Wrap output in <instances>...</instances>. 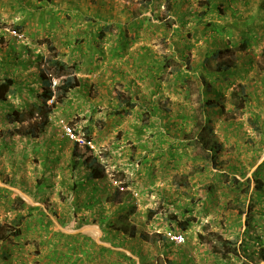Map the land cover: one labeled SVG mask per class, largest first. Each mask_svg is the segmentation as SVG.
<instances>
[{
    "label": "rangeland",
    "instance_id": "obj_1",
    "mask_svg": "<svg viewBox=\"0 0 264 264\" xmlns=\"http://www.w3.org/2000/svg\"><path fill=\"white\" fill-rule=\"evenodd\" d=\"M204 1L156 0L142 11L139 3L125 0H0V77L7 72L18 89L7 104L0 105V184L9 189L1 196L0 223L10 224L18 215L11 201L19 192L37 209L34 215L42 217L43 225L49 224L43 212L52 223L47 234L34 215L27 218L19 238L0 239V252L4 247L10 254L2 261L12 264L15 257L18 264H39L40 255L45 257L48 247L54 249L64 239L52 238V233L96 236L100 227L117 236L112 243L102 237V246L135 247L136 258L147 250L146 264L169 261L168 250L175 245L162 237L170 231L185 236L180 247L188 260L190 254L198 264H264V193L257 192L255 181L256 171L264 165V22L258 17L259 12L264 15V0H214L207 17L202 13L205 4L200 5ZM133 12L151 20L138 33L126 32L133 42L115 59L118 25L131 22L136 17ZM180 20L186 25L180 26ZM107 24L112 25L106 37L93 43ZM17 28H22L25 38L21 42L11 35ZM253 34L256 39L243 50L240 42ZM142 47L149 49V56ZM217 50L221 55L206 62ZM55 56L69 66L77 64L81 88L57 106L43 135L22 136L29 124L41 122L32 115L31 104L42 88L40 76L53 73L47 64ZM157 61L168 68L151 81L147 65ZM203 62L209 67L204 73L208 84L218 76L217 63L236 66L232 73L226 72L231 74L227 82L213 83L212 90L221 89L219 99L212 92L204 97L220 104L211 111L216 139L223 144L216 167L195 160V153H204L190 142L196 136L192 116H201L195 111L204 96ZM179 70L183 76L176 73ZM57 85L54 76L53 86ZM237 93L250 97L244 109L232 102ZM122 100L135 108H122L119 114ZM13 111L21 112L25 122L6 120ZM62 121L86 141L91 138L95 155L109 173L106 182L114 190L109 197L97 201L92 191L75 185L86 179V172L83 165L73 168L76 143L64 135ZM82 147L79 144L77 151ZM117 188V201L122 203H110ZM104 218L108 222H102ZM182 223H188L187 231L179 229ZM227 240L234 243L224 248ZM160 246H167L164 258L156 255ZM228 250L236 252L228 254ZM126 254L107 255L97 264H132L131 254Z\"/></svg>",
    "mask_w": 264,
    "mask_h": 264
},
{
    "label": "trees",
    "instance_id": "obj_2",
    "mask_svg": "<svg viewBox=\"0 0 264 264\" xmlns=\"http://www.w3.org/2000/svg\"><path fill=\"white\" fill-rule=\"evenodd\" d=\"M125 1H129L130 3L132 2H137L141 5V10H148L152 5H154V3L156 2V0H125ZM205 3H201L200 5L203 6V4H205L204 10L205 12L203 13L204 17H207L209 12L212 11L214 5H215V1L214 0H205ZM172 9L174 10V5L172 6ZM261 9H263L262 11H264V1L263 4L261 6ZM136 16L135 18H133L131 20V22L129 23H125V26H121L118 25V32L120 33L119 36V40H117V44L116 46L113 48V55H115V59H118L119 57L121 58V56H123V54H125L128 50L129 47L131 46V43L133 42L132 39H129L126 32L128 33V31L130 29L135 30L137 33L141 30L142 26L145 25V21H150V18H139V14H136L135 12L132 13V17ZM203 17V18H204ZM258 17L261 18L260 20H263L264 22V15H262L260 12L258 14ZM252 24L255 25L254 23L257 21L256 17L251 18ZM197 22L200 23H204V19H202V17H197ZM114 23V22H113ZM112 23V24H113ZM178 23H180V26H185V22H183V20H180ZM112 24H107L105 26H103L101 28V30H99V33L97 36H95L96 38H94V42L96 43L98 42L100 39L103 40L106 37V32L110 31L111 29V25ZM209 25V24H207ZM211 26H213L211 24ZM136 27V28H135ZM18 32L22 33V28H17ZM117 32V33H118ZM124 35V36H123ZM245 35V33L243 34ZM243 37V36H242ZM254 38L256 39L255 34H253V36L251 37H247L244 38L241 42H240V46L243 50H246L248 47L251 46V40H254ZM96 39V40H95ZM233 45H236L235 43H232ZM142 51L144 52V54L146 56H149V49H147L146 47H142L141 48ZM219 55H221V51L217 50L215 52L212 53V55L209 58H206V62L210 61L211 59H216ZM144 57V56H143ZM142 57V59H143ZM7 59H10L11 62L12 61L11 58H9V56H7ZM204 60V61H205ZM146 62L143 61V64H145ZM167 63H169L167 61ZM48 68L51 69L53 71V73H49L46 74V72H43V74L40 76L41 79V83H42V88L41 91L38 92L36 95L37 101H35L33 104H31V112L32 115H38L41 119L40 123H33V124H29L28 127L26 129H24L21 134L22 136H27L28 138H32V139H37L39 138L41 135H43L46 132V129L49 127L50 125V116L53 115L54 110L57 108L58 105H62L65 104L66 101L69 98V95L73 92V90L81 88V82L79 81L78 77L76 76V70L78 68L77 64H73L72 66H69L67 64V62L63 61L62 59L58 58L57 56L51 58L48 60V64H47ZM147 72L148 74L151 76V81L154 80V78L157 76L162 77V72H165L166 69L168 68L167 65L165 66H160V64L158 63V61L155 63H153L152 65H147ZM236 66H230L227 65L225 63H217L216 67H215V74L218 75L217 77L214 76V80L213 83L216 82H227L229 80V77L231 74L228 73H232V70H235ZM208 65L206 63L203 62V64L201 65V69L203 71L202 75H203V82L202 83V92L204 94L203 98H202V103L200 105V109H197V111L195 112H199V114L201 115L199 117V115L197 116H192V118L194 119V127L196 130V136H194L192 138V140L190 142H192V145L195 148L200 149L204 155H200L195 153L194 154V159L195 160H199L200 162H206V164H210L212 167H216L217 164V155L219 154V152H221V149L223 148V144H221L220 142H218V140L216 139V134H215V130L214 127L212 125V114L211 111L213 110H217L220 107V104L216 101H213V98H204L207 94H209L210 92H212L218 99L220 98V95H222L221 93V89H214L212 90V84H208L206 82V77L204 76V73L208 71ZM209 72V71H208ZM178 75H184L183 72L181 70L176 72ZM220 75V76H219ZM55 76V79L58 80V85L57 86H53V78ZM212 75H208V77H211ZM207 77V78H208ZM179 78V77H177ZM181 80V77L179 78ZM177 82H179L178 80H176ZM184 81V80H183ZM212 88V89H211ZM85 90V89H84ZM84 90H82V93L84 92ZM17 82L15 80V78L13 77H0V105L1 104H7L9 101L10 97H13L17 94ZM250 97L247 94L241 95V94H233L232 99L234 101L233 104L234 105H238V109H244L245 106H248V101L250 103ZM51 102V103H50ZM250 105V104H249ZM122 108H126V109H130L132 110L133 108H135L134 105L130 104L128 100H122L121 105L117 108L116 111H118V113H122L121 109ZM128 112V111H126ZM129 113V112H128ZM22 113L19 111H13L11 112V114L6 116V120H8L11 123H23L25 122V117L23 115H21ZM187 116V114H186ZM182 116L178 117V121H182ZM258 121V120H257ZM147 128V126H146ZM144 130V129H142ZM187 135V134H184ZM90 136V133H88V137ZM91 138L89 137L88 142L91 141ZM76 145V150L74 152V160H73V168L74 170L77 169L79 166L83 165L85 172H86V181L91 183V182H100V181H105L108 179V175L109 173L106 170V167L104 164H102V162L100 161V158L98 156L95 155L94 151L87 145L83 146L81 149V152L77 151V148L79 146V144H75ZM262 170H264V165L261 166V168L259 170L256 171V176H255V181L257 182V186H256V190L257 192H263L264 193V186H263V178L260 177H264ZM261 181V182H260ZM247 184L250 183V179H247L245 181ZM237 183L238 186H240V183L235 179V182ZM233 183V185H234ZM75 185L78 186V183H76ZM245 185V184H243ZM39 190L42 191L45 188V182L44 184H41L38 186ZM130 186H126V188H128ZM237 189H240L239 187ZM120 188H117L115 190V194H113L112 198L110 199V202H117L118 203H122L119 202V200L117 201V199L120 197ZM234 189H232L233 191ZM1 194H0V198L3 194L8 195L7 193H9L8 190H0ZM237 191L233 192L236 193ZM243 190L241 189V195H242ZM240 195V196H241ZM261 195V194H260ZM258 196L259 198H261V196ZM238 196L237 198L239 199ZM250 203L252 205H254L253 203V197L250 196L249 199ZM14 205H16L15 211L18 213V215L16 216V218L12 221V223L8 224H2L0 223V239L4 240L5 242L8 241L10 238H19L22 235V225L23 223L26 221L27 218L32 217L34 215V211L36 210L35 208L27 205L25 203V201L20 198L17 197L15 198V200L13 201ZM18 206V208H17ZM252 208V206H250V209ZM24 210H28V213L25 215H20L21 212H23ZM44 216V215H43ZM126 217V216H125ZM48 223L50 224L51 221L49 219ZM40 227V230L43 232H46L47 234H49V230L48 226H51L49 224H44L42 220H40L37 223ZM52 224V223H51ZM179 229L182 231H187L188 230V223L186 224H179ZM127 233H129V235L134 237V232H130L127 231ZM55 236H61L63 238H70L67 235L64 234H54ZM164 240L165 238L162 237ZM228 241V242H227ZM225 241L222 245L224 246V248L227 246V244H232L234 243V240L231 242V240H227ZM237 241V239H236ZM166 242V240H165ZM232 252H236V250H228V254L232 253ZM238 251H237V256H238Z\"/></svg>",
    "mask_w": 264,
    "mask_h": 264
},
{
    "label": "crops",
    "instance_id": "obj_3",
    "mask_svg": "<svg viewBox=\"0 0 264 264\" xmlns=\"http://www.w3.org/2000/svg\"><path fill=\"white\" fill-rule=\"evenodd\" d=\"M6 73L7 72L3 73V75H4L3 77H5V76L10 77L9 75H5ZM77 183H78V188L85 190V191H92L93 196L96 198L97 201H100L104 198L109 197L114 192V190L111 188V184L107 183L106 180L104 182H102V181L98 182L97 181V182L89 183L86 181V179L85 180L82 179V180H80V182H77ZM2 187L3 186L0 184V190H9L7 188V186L5 187L6 189L2 188ZM19 191H21V190H19ZM19 193L16 197L22 198L27 205H29L31 207L34 206L33 204L26 201L23 196H21L22 192H19ZM29 197L31 198L32 196L29 195ZM1 199L2 198H0V200ZM12 203H13V200L11 201V204ZM37 206H38V204H37ZM33 208H35V207H33ZM42 215H44L43 217H45L46 219H49L47 216V212H46V214L43 212ZM35 216H37V215H34L35 223H38L40 220H42V217L40 215H38L39 216L38 218ZM0 217H1V214H0ZM0 222H1V220H0ZM102 222H104V223L108 222V218L102 219ZM22 226H24V225H22ZM31 228H33V227H31ZM34 229H37V228H34ZM50 229H52V227ZM98 230H99V235H96V236H92L90 234H89L90 235L89 236L85 233H77L76 236H69L70 234L58 233V234L67 235L70 238H64L63 240H61L60 246H56L54 248L55 250L53 249V246L48 247L49 252H47L45 257L43 256V254H42L43 257L40 255L38 263L39 264H97V261H101L102 257H107V255L111 256L112 254L120 255V251H124L127 253L126 254L127 256H129L128 254H131L130 260H131L132 264L135 261H136V264H141L143 262H144V264H146V260L149 259V256H148L149 254H148L147 250H144V252L141 250V253L143 252L145 256H141V254H140V257L136 258L134 256H135V254H139V252L137 251V249H136V251L134 250L135 247H131L129 249L125 248V250H124L122 248H116V246H111V244H110L109 248H105L104 246H102V243H101V240L103 239L102 237H104V238L106 237L110 241V243H112V242H114L113 239H115L117 236L114 232L108 231V232L104 233L100 229V227H98ZM27 231H30L29 226H27ZM50 232H51V230H49V233ZM52 238H54L53 233H52ZM96 239H98V241ZM1 243H2V245H4L3 242H1ZM160 247H161L160 248L161 252H159V250L157 248L156 249V255L164 258L167 246H165V247L160 246ZM7 251L8 250H6V249H4V247H2V251L0 252V264H8L7 262L2 261V257H4V259H7V258L10 259V254H8ZM196 251L197 250L194 251V254L196 253ZM168 252H169L171 257L169 258V261L166 264H198L197 259H195V257L191 256L190 254H189L190 259L188 260V258H187L188 256L186 257V255H184V253H186V252H183L181 247L174 246V248L171 250H168ZM5 256H7V257H5ZM184 256L186 257V259ZM111 261L113 262L112 259H111ZM10 262L12 264H18L19 259L16 258V260H15V257H14L10 260ZM20 264H21V262H20Z\"/></svg>",
    "mask_w": 264,
    "mask_h": 264
},
{
    "label": "built area",
    "instance_id": "obj_4",
    "mask_svg": "<svg viewBox=\"0 0 264 264\" xmlns=\"http://www.w3.org/2000/svg\"><path fill=\"white\" fill-rule=\"evenodd\" d=\"M11 35L17 39L18 41L20 40H24V35L16 30H13V32L11 33ZM21 42V41H20ZM56 85V83L54 84ZM51 103V102H50ZM62 128H63V132L64 135L67 137V139L70 142L73 143H79L82 146H89L92 150H95V146H93L92 142L88 140L86 141L76 130L73 126L66 124L65 122H61ZM135 197H138L139 194H134ZM139 204H141L140 201H138ZM165 236L167 238L168 241L172 242L173 244H175L176 246H182L185 244L186 240H185V236L181 233H176V232H166Z\"/></svg>",
    "mask_w": 264,
    "mask_h": 264
},
{
    "label": "clouds",
    "instance_id": "obj_5",
    "mask_svg": "<svg viewBox=\"0 0 264 264\" xmlns=\"http://www.w3.org/2000/svg\"><path fill=\"white\" fill-rule=\"evenodd\" d=\"M165 233H166V232H165ZM165 233L163 234V235H164V238H165L166 241H168L167 238H166V236H165ZM168 242H170V241H168ZM174 245H175V244H174ZM175 246H176V245H175ZM178 247H180V246H178Z\"/></svg>",
    "mask_w": 264,
    "mask_h": 264
}]
</instances>
